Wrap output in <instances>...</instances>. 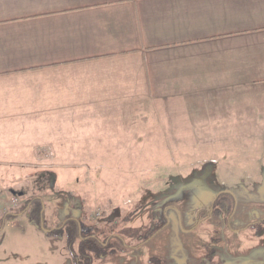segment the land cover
Segmentation results:
<instances>
[{"label": "crops", "instance_id": "1", "mask_svg": "<svg viewBox=\"0 0 264 264\" xmlns=\"http://www.w3.org/2000/svg\"><path fill=\"white\" fill-rule=\"evenodd\" d=\"M95 96L242 144V130H264V0H0V176L57 155L50 138L71 145L61 114L104 110Z\"/></svg>", "mask_w": 264, "mask_h": 264}, {"label": "rangeland", "instance_id": "2", "mask_svg": "<svg viewBox=\"0 0 264 264\" xmlns=\"http://www.w3.org/2000/svg\"><path fill=\"white\" fill-rule=\"evenodd\" d=\"M92 100L93 109H105L61 114L76 126L66 133L71 145L50 138L57 155L12 162L18 170L0 176L4 205L18 211L24 192L45 204L43 228L29 210L4 217L0 264H75L65 233L48 231L66 217L104 221L115 234L113 249L90 264H264V162L242 154L248 144L264 150V130H242L237 146L227 130L191 129L154 107L146 118L118 113L108 108L111 98ZM4 184L19 192L7 194Z\"/></svg>", "mask_w": 264, "mask_h": 264}, {"label": "trees", "instance_id": "3", "mask_svg": "<svg viewBox=\"0 0 264 264\" xmlns=\"http://www.w3.org/2000/svg\"><path fill=\"white\" fill-rule=\"evenodd\" d=\"M50 183H52L50 184L51 188H54L52 187V180ZM13 191L12 193H15L18 190H15V192ZM22 191L23 190H21V192ZM24 193L25 198L22 202L23 205L18 209V211L14 208L15 206H10L4 213H0V226L4 221V217L17 214L23 210H29L30 217L38 221L39 226L43 228L41 221L44 214L45 204L42 201L41 196L36 194L28 196L26 192ZM220 198L221 196L217 195L213 201L214 204ZM229 201H232V199H229ZM75 205L76 207H79V204ZM117 214L118 213H116V215ZM48 231L59 232V234L65 233L67 246L73 253L75 264H90L93 257H103L109 250L113 249L111 248L110 239L115 234L112 232L110 227L106 226V222L104 221H100V223L89 220L84 222L82 219L76 217H66L61 225L49 228ZM200 264H207V262L202 261Z\"/></svg>", "mask_w": 264, "mask_h": 264}, {"label": "built area", "instance_id": "4", "mask_svg": "<svg viewBox=\"0 0 264 264\" xmlns=\"http://www.w3.org/2000/svg\"><path fill=\"white\" fill-rule=\"evenodd\" d=\"M13 197H14V196H13ZM11 202H13V203L15 202L14 198H12V201H11Z\"/></svg>", "mask_w": 264, "mask_h": 264}]
</instances>
